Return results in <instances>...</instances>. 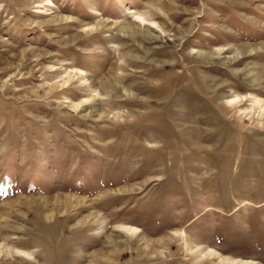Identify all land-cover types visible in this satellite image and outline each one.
Here are the masks:
<instances>
[{"label": "rangeland", "instance_id": "1", "mask_svg": "<svg viewBox=\"0 0 264 264\" xmlns=\"http://www.w3.org/2000/svg\"><path fill=\"white\" fill-rule=\"evenodd\" d=\"M227 259L264 264V0H0V264Z\"/></svg>", "mask_w": 264, "mask_h": 264}, {"label": "bare ground", "instance_id": "2", "mask_svg": "<svg viewBox=\"0 0 264 264\" xmlns=\"http://www.w3.org/2000/svg\"><path fill=\"white\" fill-rule=\"evenodd\" d=\"M92 216V215H91ZM127 231H134V229L132 230V229H128ZM203 253V252H202ZM200 259V258H199ZM222 260V259H221ZM224 261H226V262H228L229 264H247V263H245V262H240V263H238V262H233V261H230V260H224ZM211 263V262H210ZM214 264V263H213Z\"/></svg>", "mask_w": 264, "mask_h": 264}, {"label": "snow or ice", "instance_id": "3", "mask_svg": "<svg viewBox=\"0 0 264 264\" xmlns=\"http://www.w3.org/2000/svg\"><path fill=\"white\" fill-rule=\"evenodd\" d=\"M138 19H143L142 17H138ZM84 31H88V29L86 28V29H83Z\"/></svg>", "mask_w": 264, "mask_h": 264}]
</instances>
